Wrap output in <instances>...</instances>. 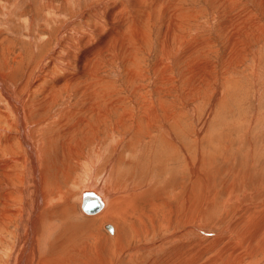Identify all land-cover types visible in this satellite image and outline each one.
<instances>
[{
  "label": "bare ground",
  "instance_id": "1",
  "mask_svg": "<svg viewBox=\"0 0 264 264\" xmlns=\"http://www.w3.org/2000/svg\"><path fill=\"white\" fill-rule=\"evenodd\" d=\"M208 1L212 5L210 12L212 18L219 19L217 24L219 29L225 34V48L229 51L237 43L238 35L243 33L247 25L254 21V19H251L253 14L247 10L242 0ZM165 2L167 3L166 5ZM110 3L112 5L107 9L108 12L106 10L105 13L107 20L98 15L96 17L97 20L92 19L93 24H89L91 27H84L86 23L85 19H79L78 22L81 25L77 23L78 26H75L76 31H69V36L65 40L59 41L55 46H52L53 48L51 47L46 58H50L51 62L55 64L51 68L55 71H61L62 74L57 79L54 74H50V77L43 81L41 79H45V77H42L40 73V75L38 74L39 77L37 79L40 81L41 88L40 90L37 88V90L41 93L40 97L20 105L18 100L10 93L7 84L4 85L5 83L0 78V91L6 97V100H8L11 107L9 108L11 111L13 110L15 116L12 121L10 118L12 116L8 117L5 111H0V122H3L2 124L0 123V169L2 170V182L4 183V187L0 193V228L5 229L8 226L7 222H12V216H19L21 228L18 229L19 231L17 230L19 233L16 232V235L19 242H25L22 250L20 247L22 254L19 252L20 254L16 257L14 255L17 254L15 250L11 251V255H14V257L12 256L10 264H95L98 262L100 264H111V259L116 250H122L125 247L121 243L123 237L126 236L129 240L130 236L135 237L140 232H144L149 223L153 224L154 213L156 214L155 218H157V222L161 223L164 220H171L173 223L184 225L183 229H172V231H169L165 239L173 238L174 235L181 234L184 231L188 233L195 231L202 233V235L206 234L195 225L204 216V211L196 210L195 208L196 196L194 189H196L195 186L201 188L203 185L198 184L202 178L197 165L199 162L196 164V158L194 160L189 155L191 151L189 146H187V150L178 143L173 131L165 125L161 127L152 126L151 123L154 122H150L151 120H149L151 114L148 112V104L144 98L139 101L138 106L136 105L139 111L133 114V120L129 122L128 116L130 112L123 108L128 98L120 96L117 93L112 81L102 80L98 76L101 66L109 55H112L113 62H122L124 64V73H127L125 77L128 80L133 79L131 77L135 75L132 74L135 68H138L141 72L144 71L140 64L135 63V55L138 57L139 51L144 49L149 43L150 27L147 30L144 28L147 23L150 26L157 25V28L161 25V29L167 31L159 36V39L165 40L163 42L165 48L161 49L165 59L162 60H164L163 62L169 60L167 64L161 62L163 70L175 63L176 59L180 60L181 55H191L201 44L196 43V36L187 33V30H185L187 26L183 21L185 19L192 20L191 24L193 25L196 10L192 7H188L187 9L181 7L180 4H183V0H122V3L112 0ZM158 10L162 13L161 17L158 16L159 20L155 18ZM93 11L91 12L93 13ZM101 13H104V10ZM156 20L158 22L155 23ZM69 26L65 29L72 27L69 28ZM61 28L63 27L60 26L57 30V39H60L59 37L64 31ZM92 34H95L97 40L93 39ZM93 43H97L98 47L93 53H89V47ZM56 47L61 48L56 51ZM254 61L257 62L256 57H254ZM159 62L160 60H158L157 64ZM227 62L225 61V64ZM257 73L256 66H252L251 74L256 77ZM58 75L60 74L58 73ZM215 92L219 94L220 90L218 87ZM54 96H57V98ZM62 99L68 100L66 102L70 104V108L50 112L51 106L57 104ZM152 101L155 103V100ZM161 102L160 106L163 105V102ZM163 107H156V109H161L163 111L162 116L166 118L170 112L167 113L166 111L168 110ZM46 109H48V112H44ZM131 112L133 111L131 110ZM33 113L40 114L35 119H32ZM41 113H44V115H41ZM134 117L135 120L137 118L136 123L134 122ZM154 118L158 119V116L154 114ZM176 121L177 117H174L172 122L175 124ZM41 125L42 128L39 130L43 136L40 137V143L35 145L33 140L36 138L37 135L35 134H38V130L34 131ZM55 129H57L58 133L50 131L52 132V136H50L49 130L55 131ZM199 129H202V127L198 128L196 135L200 134ZM103 131H105L107 137L113 136L115 132L120 137L128 135L125 148H122L121 151L119 150L117 154V147L119 145L117 141L114 142L116 145L111 147L113 148V152L107 160H103L101 152L97 150L91 156V160L85 158L86 161L82 167L84 168L83 177L79 181L80 183L78 181L73 183L72 186L76 188L73 193L71 188H65V185L72 181L71 172L72 170H77L78 166H80V157H83L84 148L89 142L97 141L100 137L99 135H104ZM58 137L61 138L59 139ZM55 140H58L59 143H57L59 146L57 145L56 151V154H59L58 156L56 155L58 158L57 163L55 159L51 160V158L49 159L46 156L50 153L49 148H51V143ZM134 142L137 145H143V149H148L149 152L143 150V153L146 152V154L156 155L154 148L158 143L161 145H172L176 148L175 153L177 155L181 154V158H177L173 154L170 160H165V163L171 166L169 171L175 173V175L171 174L166 178V182H171L175 179L173 185H169L170 187L172 186L175 192L165 193L168 187H165L163 184H155L156 181L148 182V185L147 181H140L139 179L131 181L126 177H116L118 164L124 160L123 152L129 151L131 153L130 147ZM49 160H51V163ZM127 163L130 162L127 161ZM173 163H177V165ZM99 167L102 170L96 175L95 171ZM27 168L30 169L28 174L25 173L27 172L25 171ZM173 171H176L179 175L177 176V173ZM184 171L187 176L183 175ZM201 173L203 174L204 172L202 171ZM184 178H186V185L181 193L179 188ZM228 179L231 180V178ZM204 180V184H206L207 177ZM28 185L32 186V190H28ZM224 188L229 195L236 193L232 187H225L224 185ZM263 188L264 185H261L255 190L247 192L242 187L243 190L240 193H243L248 199H245V202H240L235 207V210L240 211L254 198L263 197L264 194L261 193L264 190ZM84 191H92L99 196L102 204L98 210L89 213L82 209V195ZM199 193L197 194V199ZM27 194L31 198L26 199ZM71 194H74V200L70 204L68 198ZM20 195L25 197V199L22 206L18 207L16 206L18 202L15 200L18 199L19 201ZM171 198L176 199V210L179 211L174 219L165 211V206L169 204ZM76 209L81 216L87 217V219L81 218V220L75 223L67 221V216L72 213L75 216H79ZM116 217L122 220L120 221L122 224H120ZM106 220L114 222L113 225L109 224L112 229L111 232L106 228L107 224L102 226V222ZM146 221H149V223L146 224ZM24 222L25 224H23ZM39 225L41 226L39 227ZM239 226L245 229L236 233L237 242H228L225 244L226 248L231 251V256L236 255L238 253L236 250L239 249L240 243L245 241L248 250L247 252L237 254V257L233 261L230 259L231 262H227V264H264V252L262 253L261 260L255 258L257 252L264 250V206L261 209L245 211L238 225L234 227L235 231ZM101 227L107 230L106 232L111 238L115 234L114 228L116 227L114 241L107 237ZM23 228H26L27 232L23 233ZM252 234L255 237H252ZM51 236L52 240L49 241ZM220 243L221 245L223 244L222 241L217 240L211 242V244L209 243L208 246L201 247L209 249V246H220ZM46 244H49L51 247V253L48 254L51 256L49 259L47 258L48 255H39V251H42ZM185 244L188 247L190 246V242H185ZM144 246H134L133 248L135 250H139L141 247L151 248V244L146 247ZM188 251L189 249L187 248L186 253ZM31 252H34V255L29 256L30 259H27L24 254L28 253L27 255H31ZM119 252L125 253L127 251ZM157 252L158 254L160 253V251ZM227 253L225 250L221 254L220 252L216 253L214 257H211L210 264H215L218 260L222 259L220 258L222 257L221 255ZM158 254L154 256V260L151 259L148 263L142 257L140 260L144 264H185L190 261V257L187 258L185 253L177 250V247H172L164 254ZM248 254V257L241 258ZM195 255L197 254L195 253Z\"/></svg>",
  "mask_w": 264,
  "mask_h": 264
},
{
  "label": "rangeland",
  "instance_id": "2",
  "mask_svg": "<svg viewBox=\"0 0 264 264\" xmlns=\"http://www.w3.org/2000/svg\"><path fill=\"white\" fill-rule=\"evenodd\" d=\"M110 1L112 2V0H0V78L3 80V83H5L4 85L7 84L10 93L18 100L20 105L40 97L41 93L38 90H40L41 84L37 79L39 73L42 74V77H45V79H41L42 81L47 80L50 74H54L56 79L61 77L62 72L53 70L51 66L55 64L51 62L50 58H46L51 47L55 46L57 42L65 40L69 36V31H76L75 26H78L77 23H80L78 22L79 19H85L86 23L84 27H91L90 25L93 24L92 21L97 20L96 17L98 15L107 20L105 13L112 5ZM117 2L122 3V0H117ZM242 2L247 10L253 14L251 19H254V21L249 23L244 32L238 35L237 43L232 46L229 51L225 48V34L219 29L217 24L219 19H213L210 13L212 8L211 3L208 0H183V4H180L181 7L185 9L192 7L196 10L193 25L191 24L192 20L189 21V19H185L183 21L187 26H185V30H187V33L196 36V43L201 44L191 55H181L180 60L176 59L175 63L163 70L161 62L164 61L162 59H165V57L161 49L165 48L163 43L165 40L159 39V36L167 31L161 29V25L157 28V25L150 26L149 23H147L146 26L144 25V28L147 30L150 27L149 43L144 49L139 51L138 57L135 55V63L140 64L144 71L141 72L138 68H135L132 73L135 75L131 77L133 79L128 80L125 77L127 73H124V64L122 62H113L112 55H109L105 63L101 66L98 76L102 80L112 81L117 93L120 96L128 98L123 108L130 112L128 116L129 122L133 120V114L139 111L136 105L138 106L139 101L144 98L148 104V112L151 114L149 120H151L150 122H154L151 123L152 126L161 127L165 125L168 129L173 131L178 143L185 147V149L189 146L191 150L189 155L193 157L194 160L196 158V164L199 162L197 165L202 178L199 180L198 184L203 185L201 188L195 186L196 189H194L196 197L200 191L198 199L195 197V208L196 210L204 211V216L202 219L200 218V222L195 223V225L196 227L198 226V229L206 233L202 235V233L195 231L192 233L184 231L185 233L181 232V234L174 235L173 238L165 239L169 231H172V229H183L184 225H181V223H173L171 220H164L161 221V223L157 222V218H155L156 214L154 213L153 224L146 221V224H149L147 225V229H142L144 232L141 230L142 232L139 233L141 235H135L136 238L130 236L129 240L128 237H123L121 243L125 245V247H123L124 249L122 250H116L111 259V264H144L140 260L141 257L148 263L151 259L154 260V256L158 254L157 251H160L158 255L164 254L172 247H177V250L185 253L187 258L190 257V261L185 264H210L209 261L211 257H214L218 252L221 254L224 250L228 253L221 255L222 257L220 258L222 259L218 260L215 264H227V262H231L230 259L233 261L237 257V254L247 252L248 246L245 241L240 243L239 249L236 250L238 253L233 256L230 255L231 251L227 250L225 244L228 242L236 243L238 240L236 233L245 229L239 226L235 231L234 228L238 225L245 211L261 209L264 206L263 195V197H257L251 202H248L242 210H235V207L240 202H245V199H248L247 196L240 193L241 190L245 189L247 192L253 191V189L255 190L261 185H264V8L263 0H242ZM166 4L165 2V5ZM93 9L95 10L93 11ZM103 10L104 13H101ZM91 11H93V13ZM158 16H162L160 10L156 13L155 18H158L157 20L160 19ZM157 20L155 23L158 22ZM60 26H62L63 28L61 29L65 31H63L59 37L61 40L56 38V33ZM67 26H69V28L72 26V29H65ZM159 30H161L162 33ZM92 36L93 39L97 40L95 34H92ZM97 47V43H93L89 47V53H93ZM60 48L61 47H56V51ZM254 57H256L257 62L254 61ZM158 60H160V62L157 64ZM165 61H167L163 62L165 64L169 62V60ZM225 61L228 62L225 64ZM252 66H256V72H258L256 77L251 74ZM39 68L46 70L42 71ZM57 72L60 75H58ZM136 77L144 78L138 79ZM217 87L220 90L219 94L215 92ZM26 88H30L28 89L30 93L26 91ZM0 93V106H2L0 107V111H5L8 117L12 116L10 118L13 121L15 118L13 110L11 111L8 100H6L3 93L1 91ZM141 95L147 96L143 97ZM54 97L57 98V96ZM152 100H155V103ZM66 101L68 100L62 99L59 100L57 104L50 105L52 108L50 112L70 108V104H67ZM160 102L164 107L163 105L160 106ZM159 106L167 109L168 111L166 112H170L168 114L170 117H163V111H161V109H156V107L160 108ZM47 110L48 109L44 112ZM131 110L133 112H131ZM38 114L33 113L31 118L35 119ZM154 114L158 116V119L154 118ZM41 115H44V113H41ZM174 117H177L175 124L172 122ZM48 119L50 120L49 117ZM136 121L137 118L135 120L134 117V122L136 123ZM201 127L202 129H199L200 134L196 135L198 128ZM41 128L42 125L37 127L34 131L36 132L38 130V134H35L37 136L33 140L35 145L40 143V137L43 136L42 132L39 130ZM50 131L58 133L57 129H55V131L49 130V132ZM52 132H50V134ZM103 132L104 135H99L100 137L97 141L89 142L84 148L83 157H80V166H78L77 170H72L71 172V177H73L72 181L68 182L65 188H71L73 193L76 189L72 186L73 183L75 181H81L84 171L82 167L86 159H92L91 156L94 155L96 150L101 152V158L103 160H107L113 152V148L111 147L116 145L114 142L118 141L119 143L117 154L119 150L121 151L122 148H125L126 139L129 137L128 135L120 137L115 132L113 136L107 137L105 131ZM50 136H52V134ZM58 138L60 139L61 137ZM49 139H51V137H49ZM58 140L51 143V148L55 150L49 148L50 153L46 155L47 158H51V160L55 159L56 163L58 159L57 156L59 155L56 154L57 145L59 144ZM142 147L143 145H137V143L134 142L130 147L131 153H129V151L123 152L124 160L118 164V173H116V177H126L131 181L139 179L140 181H147L148 185L151 181H156L155 184H163L165 187H168L165 193L175 192L172 186H169L173 185L175 179L171 182H166V178L171 174L175 175V173L169 171L171 166L167 165L165 160H170L173 154L177 158H181V154L177 155L175 153L176 148L172 145L168 146L158 143L154 148L157 158L156 155L146 154V152H144V154L143 150L149 151ZM195 155L197 156L195 157ZM149 159L150 161H148ZM51 160H49L50 163ZM127 161L130 163H127ZM173 164L177 165V163ZM101 170L102 169L99 167L95 171L96 175H98ZM25 171H27L25 173L28 174L30 169L27 168ZM202 171L204 172L203 174L201 173ZM184 174L187 176L185 171L183 172V175ZM178 175L177 173V176ZM203 175L207 177L206 184H204L205 177ZM228 178L234 180L231 181ZM185 185L186 178L183 179L182 185L179 188L181 193ZM224 185L225 187H232L236 193H231L229 195ZM235 186L237 187L235 188ZM3 187L2 170L0 169V193ZM27 188L28 190H32V186L30 185H28ZM261 193L264 194V190ZM69 196L68 202L71 204L74 200V194ZM20 197L19 201L18 199L15 200L18 202L16 205L18 207L20 205L22 206L25 199L22 195H20ZM28 198L31 197L27 194L26 199ZM165 211L172 219L179 213V211L176 210L175 198L169 200V204L165 206ZM78 215L79 216H75L72 213L67 216L66 220L75 223L81 220V218L87 219V217L81 216L79 213ZM116 218L119 222L122 221L119 217ZM7 223V229L0 228V264H10L12 256L14 257L15 255L17 257L22 247L25 246V242H19L18 236L16 235V232L19 231L18 229L21 228L20 217L17 215L12 216V222ZM102 223V226L105 224H114L113 221L111 222L108 220ZM23 224H25V222ZM120 224H122V222H120ZM40 226L41 225H39V227ZM101 229L109 239L114 241L116 227L114 228L115 234L112 238L104 227H101ZM24 230L22 231L23 233L27 232ZM252 237H255V235L252 234ZM51 240L52 236L49 241ZM217 240L222 241L223 244L221 245L220 243V246H209V249L202 248ZM185 242H190V246L188 247ZM49 244H46L45 248L42 250L43 252L39 251L40 256H47L51 253ZM150 244L151 248H142L144 245V247H146ZM133 245L135 247H142L139 250H135ZM179 248L182 249L180 250ZM187 248L189 249L188 253H186ZM14 250L17 254L11 255ZM119 251L127 252L120 253ZM201 251L204 253L202 254ZM263 252L264 250L257 252L255 258L261 260ZM195 253L197 255H195ZM27 254L28 253H25L24 256L26 255L27 259H30L29 256L34 255V252H31V255ZM248 256L249 254L241 258H246ZM50 257L51 256L48 255L47 258L49 259ZM95 264H100V262Z\"/></svg>",
  "mask_w": 264,
  "mask_h": 264
},
{
  "label": "water",
  "instance_id": "3",
  "mask_svg": "<svg viewBox=\"0 0 264 264\" xmlns=\"http://www.w3.org/2000/svg\"><path fill=\"white\" fill-rule=\"evenodd\" d=\"M82 197V209L84 211L91 213L101 207L102 201L96 193L92 191H84ZM106 228L109 232L112 231L111 226H109V224H107Z\"/></svg>",
  "mask_w": 264,
  "mask_h": 264
}]
</instances>
